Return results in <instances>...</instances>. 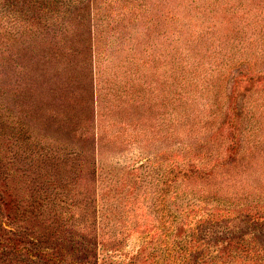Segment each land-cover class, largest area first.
I'll use <instances>...</instances> for the list:
<instances>
[{"label":"rangeland","instance_id":"374dc122","mask_svg":"<svg viewBox=\"0 0 264 264\" xmlns=\"http://www.w3.org/2000/svg\"><path fill=\"white\" fill-rule=\"evenodd\" d=\"M0 12V264H168L185 210L196 262L264 260V0Z\"/></svg>","mask_w":264,"mask_h":264},{"label":"trees","instance_id":"16d2710c","mask_svg":"<svg viewBox=\"0 0 264 264\" xmlns=\"http://www.w3.org/2000/svg\"><path fill=\"white\" fill-rule=\"evenodd\" d=\"M234 77L236 80H239L240 83L242 82L241 80H245V82L246 81H248V82L253 81L250 74H249V77H250L249 78L248 75L244 74L243 72L236 74ZM258 77L260 78V83H264V72H260ZM238 113H243V112H238ZM241 115H238V117H240ZM4 117H5V115L1 119L3 120ZM9 118H10V116L7 117V119H9ZM11 124H14V122ZM228 126H229L228 121L226 123L222 122L221 127L218 128V131L222 132L225 128L228 129ZM12 128L14 129L13 125H12ZM231 143H232V146L229 149V153H227V155H229V157H231L232 155H237V153L239 151V149H237V148L240 145V140L235 139V140H232ZM189 161L190 162H187V163L185 162V169H184L185 180H188L187 178L189 176L192 177V176H195L196 174L199 175L198 172L201 170L202 167L214 168L215 166L218 165V162L216 165L211 166L208 164H199V162H197L199 160H197V161L196 160H189ZM193 170L195 172H193ZM5 191H7V190H5ZM2 193H6V192H1V194ZM261 195L262 194H260L259 196H261ZM13 202H14V200L12 199L11 203H13ZM15 207L17 208L16 203H15ZM250 210H251V213H252V211H254L255 215L254 214L252 215L250 212H243V211L241 212V214L244 213L243 217L249 218L250 221H252L253 226H262L263 227L264 226V216H262V217L260 216V210H257L254 207H251ZM227 212H230V210H228ZM184 213H185L184 220L181 223V228H183L182 240H180V242L178 244L179 246H178L177 252L171 251L170 258L168 260V264H212L213 260L205 258L203 255L201 256L202 258H200L199 262H196L197 259L199 258V255L197 257L194 256V254H197V252H199L201 250L200 249L201 245L199 244V241L196 240L197 230H198L197 226L201 223L208 222V220L205 219V220H199L197 222H194L191 220V219H193L191 211L185 210ZM214 219H215L214 217H211V220H214ZM241 248L243 250V253L246 255L245 260H243L244 264H264V260L261 259V255H260L261 253L258 251V248H256L255 246H246V247L243 246ZM263 254H264V252H263ZM231 261H234V260L225 259V260H223L222 263L223 264L224 263H231Z\"/></svg>","mask_w":264,"mask_h":264}]
</instances>
